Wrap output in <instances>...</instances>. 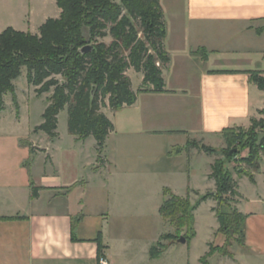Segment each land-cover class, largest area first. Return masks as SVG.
<instances>
[{
	"label": "crops",
	"instance_id": "1",
	"mask_svg": "<svg viewBox=\"0 0 264 264\" xmlns=\"http://www.w3.org/2000/svg\"><path fill=\"white\" fill-rule=\"evenodd\" d=\"M50 5L56 6L54 17L28 5L21 18L28 30L2 21L0 35L8 28L39 32L47 20L61 15L57 0ZM160 5L170 59L163 68L166 92H139L141 86L133 106L109 109L114 129L103 155L111 151V157H102L104 162L98 157H0V264H99V236L109 264L156 261L176 242L164 240L176 235L162 230V224L172 225L160 213L165 189L189 197L193 206L216 190L210 174L219 157L184 148L190 140L224 147V129L248 127L264 108V91L249 74L264 73V67L256 68L264 65V0H160ZM74 138L76 144L88 140ZM247 172L253 180L234 174L235 206L246 217L243 245H233V257H224L264 264V154L259 169ZM159 175L170 180L157 189L124 185L132 177ZM31 182L41 188L36 199ZM142 191L147 203L127 201L126 194ZM207 201L218 221L217 202ZM150 205L162 219L155 212L149 220L153 229L137 238L130 227L151 218L146 212ZM219 228L213 229L217 238L210 247L225 244ZM159 244L165 248L153 258Z\"/></svg>",
	"mask_w": 264,
	"mask_h": 264
},
{
	"label": "trees",
	"instance_id": "2",
	"mask_svg": "<svg viewBox=\"0 0 264 264\" xmlns=\"http://www.w3.org/2000/svg\"><path fill=\"white\" fill-rule=\"evenodd\" d=\"M57 5L62 11L60 17L47 20L40 28V35L13 28L0 35V112L5 108L6 94L13 96L18 107L15 81L26 68L28 82L37 88L38 96L54 91L43 114V123L35 132L57 138L58 116L67 107L69 133L79 141L93 137L98 161L104 162L105 143L114 126L103 109L119 111L137 101L138 92L132 89L127 72L134 69L143 75L139 92H166L163 68L170 59L164 46L166 25L160 0H57ZM134 20L140 22V29L134 25ZM109 34L113 38L110 44L99 42ZM88 46L91 50L84 52ZM200 51L206 53L204 48ZM249 74L251 82L264 91V73ZM222 135L228 144L226 149L191 140L184 148L186 152L197 148L209 156L221 154L224 157L215 161L210 174L216 182V190L202 196L197 205L209 199L218 203L219 210L215 212L219 232L226 236V241L221 248L211 246L209 254L201 259L202 264H208V255L214 252L233 257L229 250L231 242L243 245L246 217L230 207L231 199L237 197L234 172L248 175L251 180L253 177L241 166L235 167L233 172L226 165L228 162L245 163L254 170L259 169V160L264 154V119H251L246 131L242 127L224 129ZM244 150H248V157L239 158ZM31 151L34 153L33 149ZM31 189L32 198H38L41 188L31 182ZM164 195L160 213L176 228V235H167L164 240L177 241L183 236L189 241L196 235L194 211L197 205L193 206L189 197H178L168 189ZM224 206L231 208L230 212L222 211ZM96 241L100 258L104 248L101 236ZM164 248L160 244L154 247L153 258Z\"/></svg>",
	"mask_w": 264,
	"mask_h": 264
},
{
	"label": "rangeland",
	"instance_id": "3",
	"mask_svg": "<svg viewBox=\"0 0 264 264\" xmlns=\"http://www.w3.org/2000/svg\"><path fill=\"white\" fill-rule=\"evenodd\" d=\"M116 1L119 2V0ZM51 2L52 0H0V23L2 21H9V23L17 26L19 30L27 31L26 23L21 18L28 5L34 6L39 14L42 13L54 17V9L56 6H51ZM39 14H37V17ZM41 19L42 17L38 18L37 21L35 20L36 23L40 22ZM17 22L23 23V25H17ZM134 25L138 29L141 28L138 20H134ZM31 30L34 29L32 28ZM35 32L36 33H25L40 35V31ZM112 41L113 38L110 34L104 39H99V42H104L106 44H110ZM260 64L262 65H259L256 68L264 67L263 63ZM127 75L131 79L132 89L137 91L142 86L143 75L141 73H136L134 69H130L127 72ZM15 85L18 107L13 101V96L11 94H6L4 97L5 108L0 112V157H98L96 141L93 137L88 138L85 143L76 144L77 142L74 136L69 133L67 107L61 111L58 116L57 138L51 139L44 132L36 133L35 128L43 123V114L48 106V100L54 91L52 90L47 94L38 96L36 93L37 88L28 82L26 68L22 69V75L15 81ZM263 110L264 108L258 111L254 115V118L257 120L264 119V114H261V111ZM103 111L107 113V117L108 115H111L108 107L104 108ZM249 127L250 125L242 128L246 131ZM227 147L228 144L226 142L224 147H219L217 149H226ZM31 149H33L34 153H32ZM238 149H240V147ZM248 153V150H244L238 157H248ZM214 156L219 157V159H224L221 154H216ZM102 157H111V151L106 152ZM199 166L203 168L204 164L200 163ZM226 166H228L233 172L237 166H241L246 172L247 168H249L245 163L237 164L235 162H228ZM234 174H236V172H234ZM168 180H170V178H166L164 175H159L157 177H132L129 180H124V185L135 187L150 186L157 189L162 183H168ZM103 193L104 192L101 193L100 197L106 199V194L104 195ZM97 195L99 196L100 194L95 193L93 197L96 196L97 198ZM126 197L130 199L127 201L133 200L134 202L142 204L148 202V195L147 193L145 194L144 191H142L141 194L129 193L126 194ZM236 198L237 197L231 199V208H236ZM163 200L164 197L161 198L160 204ZM210 204L209 201H206L196 210L194 215V229L196 235L192 239L185 244L179 243L177 240L168 248V250L163 252V255L159 259L156 261L147 260V262H143V264H202L201 259L209 254L210 244L216 241L217 238L213 234V229L216 225H219V222L215 219L214 214L211 211ZM153 208V205L147 207L146 212L148 214L150 213V219H144L142 220L143 223L140 222L130 227L132 234L137 238H139L138 235H141L143 232L149 233V231L153 229L149 224V220L152 221L154 218L153 214L157 213L159 217L158 219H162L158 210L156 212ZM231 208L224 206L221 210L224 212H230ZM216 209L219 210L218 203ZM158 227H160L159 224ZM162 230L165 234H169L170 232L176 234V229L170 224L167 226L162 224ZM184 233H186V231H184ZM139 241L141 242V239ZM231 243L233 245L238 244L235 242ZM233 245L229 248L230 251L232 250ZM207 262L208 264H239L235 263L232 259L229 260V258H225L219 252H214L208 255Z\"/></svg>",
	"mask_w": 264,
	"mask_h": 264
},
{
	"label": "water",
	"instance_id": "4",
	"mask_svg": "<svg viewBox=\"0 0 264 264\" xmlns=\"http://www.w3.org/2000/svg\"><path fill=\"white\" fill-rule=\"evenodd\" d=\"M89 50H91V47L90 46H88L85 49H83L84 52L89 51ZM178 242L179 243H182V244H185L187 242V240L182 236V237H180L178 239Z\"/></svg>",
	"mask_w": 264,
	"mask_h": 264
},
{
	"label": "built area",
	"instance_id": "5",
	"mask_svg": "<svg viewBox=\"0 0 264 264\" xmlns=\"http://www.w3.org/2000/svg\"><path fill=\"white\" fill-rule=\"evenodd\" d=\"M99 264H109L106 257L102 256L99 258Z\"/></svg>",
	"mask_w": 264,
	"mask_h": 264
}]
</instances>
